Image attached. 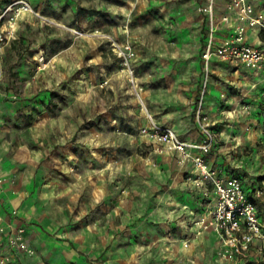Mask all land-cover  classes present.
Segmentation results:
<instances>
[{"label":"rangeland","instance_id":"rangeland-1","mask_svg":"<svg viewBox=\"0 0 264 264\" xmlns=\"http://www.w3.org/2000/svg\"><path fill=\"white\" fill-rule=\"evenodd\" d=\"M200 1L32 0L46 19L27 18L6 47L3 91L10 157L28 198L43 207L36 222L66 242L45 240L37 264H226L195 224L210 209L195 175L175 170L140 132L151 115L206 138L196 116L198 71L179 64L182 56L190 64L199 58ZM160 40L189 45L182 54L171 50L170 67L159 64L168 58ZM126 42L136 53L129 66L117 53ZM154 68L174 86L150 106L144 91L158 83L147 80ZM211 130L222 150L228 139ZM231 150L220 168L239 170L247 183L264 177V160L252 159L255 142ZM257 167L261 173L251 176Z\"/></svg>","mask_w":264,"mask_h":264},{"label":"built area","instance_id":"built-area-1","mask_svg":"<svg viewBox=\"0 0 264 264\" xmlns=\"http://www.w3.org/2000/svg\"><path fill=\"white\" fill-rule=\"evenodd\" d=\"M257 1L225 2L222 21L230 31L218 45L215 42L216 0H209L201 7V11L208 16L209 33L202 53L204 83L196 116L200 129L206 135L205 140H184L173 127L157 122L151 115L140 128L141 134L154 145L156 152H176L182 167L189 164L193 167L196 184L203 188L202 194L212 202L207 214L195 224L200 233L210 229L216 233L221 257L228 261L244 260L253 250L264 253V179L246 186L241 176L228 175L210 165L208 154L213 145L212 122L203 111V96L206 94L214 56L233 64H242L256 74H264V44L256 45L248 39L251 28L264 31V9L256 8ZM25 15L46 19L32 0H8L0 10V93L4 83L5 49L18 37ZM93 34L102 35L99 30ZM112 45L117 47L115 41ZM117 53L127 66L136 55L130 42L121 46ZM37 63L39 69L46 66L43 51L37 54ZM261 116L264 121V102ZM11 215L13 220L0 214V264H10L18 255L34 256L36 253L28 239V225L15 221L19 216L17 209Z\"/></svg>","mask_w":264,"mask_h":264},{"label":"crops","instance_id":"crops-1","mask_svg":"<svg viewBox=\"0 0 264 264\" xmlns=\"http://www.w3.org/2000/svg\"><path fill=\"white\" fill-rule=\"evenodd\" d=\"M227 0H216L215 5V19H216V33H215V42L220 44L229 33V28L223 23L222 16L225 13V2ZM209 0H201L199 4L195 6L194 15L200 18V24L202 26V43L197 47L199 52V58L190 59L189 61L184 60L185 58L179 57V64L186 66L185 68L193 67L192 71H198L197 75L200 79L198 85H200V90L203 87L204 82V62L202 59V53L206 46L209 33V20L207 14L201 11V7L206 5ZM197 8V9H196ZM256 8L258 10L264 9V0H258L256 3ZM196 11V12H195ZM27 18H31L28 15L23 17V23L21 29L24 26V23ZM249 41L253 44L259 45L264 44V31L251 28L249 32ZM189 42L185 41L183 43H168L166 40H160L158 48H160V55L168 57L171 54V50H178L179 54H182V49L187 48ZM181 56V55H180ZM160 65H169L170 67L174 64L172 58H160ZM155 69V70H154ZM149 72L148 81L149 82H158L154 85L148 86L144 91V96L147 99L150 106H154V101L157 98H162L167 96V92H173V83L174 80L170 75L161 73V70H156ZM160 69L161 68L160 66ZM210 79L208 81L206 89V100L203 106V111L209 117H214L216 120L212 124V129L216 131V128L221 129L222 137L228 139V144L224 145L222 150H218L219 146L216 145L211 148V152L208 154V160L211 166L220 169L228 175H239L242 177L239 170L229 172L226 169L220 168L221 163L225 160V157H229L226 154L229 151H232L233 154L238 153V147L245 143L255 142L259 146V155L253 154L252 159L256 162L264 160V121L262 120L261 110L264 102L263 91H264V74H256L253 71L248 70L242 64H233L229 61L223 60L217 56H214L211 60L210 65ZM146 80V81H147ZM193 92L196 89V86H192ZM197 91V90H196ZM195 91V92H196ZM6 93L3 91V86L0 93V214L6 216L8 220H13L12 211L17 209L19 216L16 218L17 223H24L28 225V239L32 246L36 250L35 256H26L18 255L15 257L14 261L10 264H31L36 263L35 257L40 254L44 256L47 252L45 249V242L49 241L48 238H51L52 244L61 245L66 243L63 238L54 235L40 222H36V218L44 214L43 207L40 203L34 204L33 200L28 198V194L25 188L21 184V176L18 174V167L14 164L11 159L10 153V143L5 138V133L7 131V119L9 116V108L6 104L7 99ZM225 101L227 104H225ZM154 117V116H153ZM154 119L157 122H160L164 125L172 126L168 122L169 119H165L166 122L159 121L155 117ZM148 121V120H147ZM145 122V124L147 123ZM168 121V122H167ZM171 122V121H170ZM144 124V125H145ZM174 128V127H173ZM176 128L179 130L178 133L184 140L188 141H204L199 134H190L182 130L180 126L176 125ZM217 133V132H216ZM146 141L151 144L153 152L159 157L168 158L175 164V170L179 173H189V175H195L193 167L189 164L185 167H182L178 162V154L173 151H165L164 153L156 152L154 145L145 137ZM232 147V148H231ZM231 157V156H230ZM235 157V156H234ZM248 170L251 176L261 173V169ZM264 176V170L263 174ZM16 179L17 182L13 180ZM245 185L251 186L252 182L256 179H253L252 182L247 183L248 181L244 178ZM264 179L261 178L259 181L254 182L259 183ZM200 188V187H199ZM203 188H200L202 192ZM212 204L210 198H205ZM33 222L32 225L29 223ZM45 236L47 238L45 239ZM202 237H205L214 248V251L219 257L220 254V243L217 238L216 233L213 230L203 231ZM46 240V241H45ZM51 244V245H52ZM38 253V254H37ZM264 259V253H260L257 250H253L248 258L240 261H228L223 259L226 264H243L247 260ZM37 264V263H36Z\"/></svg>","mask_w":264,"mask_h":264},{"label":"trees","instance_id":"trees-1","mask_svg":"<svg viewBox=\"0 0 264 264\" xmlns=\"http://www.w3.org/2000/svg\"><path fill=\"white\" fill-rule=\"evenodd\" d=\"M8 0H0V10H1V7L7 2ZM113 1H120V0H113ZM35 7H36V4H34ZM21 31V29H20ZM19 31V33H20ZM19 39V34H18V37L16 39H14L11 43H15L17 40ZM4 78H5V70H4ZM243 264H252V261L251 260H247L246 262H244Z\"/></svg>","mask_w":264,"mask_h":264}]
</instances>
